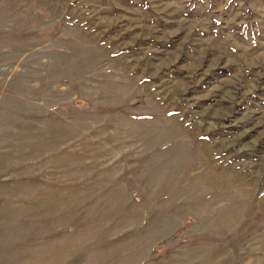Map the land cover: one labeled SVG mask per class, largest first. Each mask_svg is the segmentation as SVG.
Returning a JSON list of instances; mask_svg holds the SVG:
<instances>
[{"label":"rangeland","instance_id":"obj_1","mask_svg":"<svg viewBox=\"0 0 264 264\" xmlns=\"http://www.w3.org/2000/svg\"><path fill=\"white\" fill-rule=\"evenodd\" d=\"M0 264H264V0H0Z\"/></svg>","mask_w":264,"mask_h":264}]
</instances>
